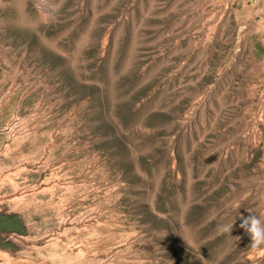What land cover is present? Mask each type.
Returning a JSON list of instances; mask_svg holds the SVG:
<instances>
[{
  "label": "rangeland",
  "instance_id": "obj_1",
  "mask_svg": "<svg viewBox=\"0 0 264 264\" xmlns=\"http://www.w3.org/2000/svg\"><path fill=\"white\" fill-rule=\"evenodd\" d=\"M40 1L0 0V264H264V0Z\"/></svg>",
  "mask_w": 264,
  "mask_h": 264
},
{
  "label": "clouds",
  "instance_id": "obj_2",
  "mask_svg": "<svg viewBox=\"0 0 264 264\" xmlns=\"http://www.w3.org/2000/svg\"><path fill=\"white\" fill-rule=\"evenodd\" d=\"M240 227L245 230L251 239V248L253 250L264 246V216L250 214L247 217H241ZM224 232H231L233 225L227 224L221 226Z\"/></svg>",
  "mask_w": 264,
  "mask_h": 264
},
{
  "label": "bare ground",
  "instance_id": "obj_3",
  "mask_svg": "<svg viewBox=\"0 0 264 264\" xmlns=\"http://www.w3.org/2000/svg\"><path fill=\"white\" fill-rule=\"evenodd\" d=\"M39 1H40V0H39ZM40 2H43V1H40ZM46 2H47V1H46ZM46 2H45V3H46ZM44 5H45V4H44ZM45 6H46V5H45ZM51 6H52V5H50V7H51ZM44 8H45V7L43 6L42 9H44ZM48 8H49V7H48ZM52 10H53V9H52ZM44 11H45V10H44ZM46 12H47V11H46ZM46 12H45V13H46ZM52 12H53V11H51L50 13H52ZM50 13H49V14H50Z\"/></svg>",
  "mask_w": 264,
  "mask_h": 264
}]
</instances>
